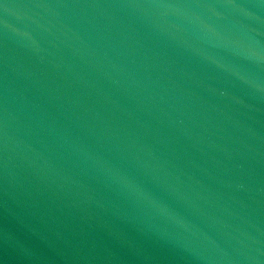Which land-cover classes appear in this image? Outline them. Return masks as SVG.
I'll return each instance as SVG.
<instances>
[{
	"label": "water",
	"instance_id": "water-1",
	"mask_svg": "<svg viewBox=\"0 0 264 264\" xmlns=\"http://www.w3.org/2000/svg\"><path fill=\"white\" fill-rule=\"evenodd\" d=\"M0 264H264V0H0Z\"/></svg>",
	"mask_w": 264,
	"mask_h": 264
}]
</instances>
